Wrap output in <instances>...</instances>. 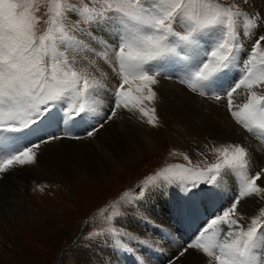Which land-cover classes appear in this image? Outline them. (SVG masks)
<instances>
[{
	"label": "snow or ice",
	"instance_id": "snow-or-ice-1",
	"mask_svg": "<svg viewBox=\"0 0 264 264\" xmlns=\"http://www.w3.org/2000/svg\"><path fill=\"white\" fill-rule=\"evenodd\" d=\"M250 2L237 0L221 7L197 0H105L102 10L84 8L82 18L78 16L74 22L66 19L58 8L56 18L47 21L48 30L37 36L35 29L40 21L31 14L25 0H0V153H9L0 159V174L37 164L44 145L80 139L70 130L78 123L91 122L84 135L92 137L114 121L119 112L139 111L155 126L159 119L154 115L155 108L150 110L153 115H149L142 103L156 98L151 86L157 85L160 77L176 79L188 91L206 99L217 102L226 99L227 110L237 124L248 133L264 134V95L252 91L254 87L264 88L261 31L264 16L254 13L255 20L249 19L244 26L245 35L252 41L250 55L243 51L236 21L248 14L240 8V3ZM253 28L257 31H247ZM213 29L219 30V36L211 43L210 51L201 50L203 36ZM61 47L64 51H60ZM97 49L103 51V56ZM195 51H202L200 62L182 75L176 74L173 66L187 61ZM242 56L248 58L244 60ZM91 57L107 61L104 66L109 68V75L96 79L87 67L81 66L89 65ZM233 71L239 73L234 80L230 79ZM129 77L143 83L146 97L143 93L133 97L125 89ZM113 79L115 84L111 83ZM242 86L250 95L244 103L236 104L234 93ZM101 94L109 101L103 111L98 110L95 99ZM45 121L48 126H63V130L38 137L27 147L15 148L17 137L25 130L43 131ZM215 151L219 153L216 161L205 169L196 171L184 165L162 167L94 211L106 223L124 224L129 219L147 223L141 207L152 192L176 186L185 193V198L202 191L206 200L211 201L221 195L220 188L227 178L235 190L231 202L211 214L204 227L198 228L167 264H181L189 256L201 264H257L254 250L264 248V235H258L264 233V209L261 216L246 223L241 222L245 217L240 209L245 200L264 197V187L257 184L264 176V169L249 175L250 156L243 144H231ZM185 160L191 163L188 155ZM202 203L207 211V203ZM109 231L121 239L151 246L147 239L131 235L126 228ZM107 234L102 232L97 236ZM115 243L118 249L133 251L119 240Z\"/></svg>",
	"mask_w": 264,
	"mask_h": 264
},
{
	"label": "rangeland",
	"instance_id": "rangeland-1",
	"mask_svg": "<svg viewBox=\"0 0 264 264\" xmlns=\"http://www.w3.org/2000/svg\"><path fill=\"white\" fill-rule=\"evenodd\" d=\"M25 2L31 14L39 18L40 22L36 25L35 29L37 36H39L48 30L50 25L47 21L56 18L55 13L58 8L64 12L66 19L74 22L78 16L82 18L84 8L95 9L97 11L102 10V5H104L105 0H25ZM201 2L225 7L236 3L237 0H197V3ZM240 8L245 12L243 3H240ZM73 9H75V12L72 11ZM249 19L255 20V16L242 15L236 18V21L237 29L243 34L251 46L252 41L245 35L246 30L244 27ZM247 31L256 32L257 29H247ZM261 31L262 34H264V30ZM209 32H211V38L208 37L210 34L207 33L202 38V43L207 46H210L215 40L213 33H219V30H211ZM262 45H264V42H262ZM61 49L62 48H60V51ZM208 51H210V49ZM201 53L198 51H196L195 54L194 52L190 53L187 61L177 63L173 66V71L176 74H181L187 71L186 68L195 67L200 62ZM99 54L103 55V51L101 50ZM107 63L108 62L103 65H97V57L90 58L89 64H95L94 71L97 79H101L108 75L106 70L109 68L104 66ZM183 67L186 68L183 69ZM238 76L239 73L233 71L230 79L232 78V80H234L238 78ZM173 80L178 82L176 79ZM111 83L115 84L116 80H111ZM226 86L227 84H222V87ZM99 96H102V101L106 100L103 94L98 95L95 97L98 104L102 102ZM59 107L61 106H58V108ZM99 109L100 108H98V110ZM150 113L153 115L152 112ZM135 115L137 117H135ZM135 120L143 122L144 116H142L139 111L135 114L121 111L114 121L106 125L118 128L121 125H130L132 122V124L137 127ZM81 124L83 123L71 126L70 130L75 135L85 136L84 134L88 129L85 127L83 129ZM132 124L130 126H132ZM147 124L157 143L154 148L151 149L148 146H144L138 157L136 156L132 160L126 157L120 160V166L114 165L113 168L106 167L103 180H98L96 182L90 181L91 183L89 181L84 182L85 177L79 174L76 176L75 180L70 183H64L59 180V178L38 174V171H40L39 162L37 165L16 167L10 171L8 175H4L5 178L18 175L21 177L22 175L28 176L27 178L25 177L26 179L24 182H21L22 184L25 183L23 185H25L31 205L27 210L20 211V213H0V264H55L57 260V264H80V261H84L88 257L90 259H88V261L97 264L98 255L89 251V246L99 240L115 243L119 236L112 235L109 230L115 228L117 231H121L122 227L120 226L121 224H116L111 221L106 223L100 213L94 210L100 208L105 202L111 203L113 198L117 197L118 194L123 193L126 189H133L142 178H147L149 174H155L160 171L162 167L184 165L185 167H193L196 171L205 169L208 164L216 161L219 153H217L215 149H222L226 146L224 142L215 140L203 142L200 146L184 148L183 146L175 145L171 142L168 128L162 121H158L155 126L149 124L148 121ZM83 125H90V122L89 124L84 123ZM106 125L104 128L108 127ZM42 127L43 131L41 132H29L25 130L23 135L16 138L15 148L18 150L20 147H27L30 143H35L38 137L40 138L46 133L48 135H54L63 130V126H48L47 121H45V126ZM245 132L246 135L249 136L248 142H252L251 144L264 143L263 134L258 132L248 133L246 130ZM73 140L75 141L78 139L57 140L52 143H58L60 141H62V143L74 142ZM62 143L61 146L63 145ZM5 154L9 153H0V159H2ZM185 155L191 158V163L185 160ZM41 159L42 158L39 157V161ZM261 169L263 168H260L258 171ZM2 177L3 175L0 174V186H3L1 183ZM237 180H239V177H237ZM226 181L227 178H225L223 182L225 185L221 186L220 192L223 191V193L225 192L227 194V191H225L227 186ZM171 187L174 190L179 188L170 186L168 187L169 189L167 188L168 192L165 191L166 197L163 198L165 206L164 212L168 210V214H173L174 212L176 217H179L181 227L176 229L177 231H181L180 235H184L183 237L186 238L184 242H187L192 238L195 231L198 230L197 226H195L196 220L194 219L197 213L200 212L199 216L202 219L200 220L201 225L199 228H202L204 227L203 223L207 221L208 215H211V212L217 207L220 209L222 208L220 204H222L225 198H221V200L216 198L213 200L211 203L213 208L208 204L207 211L209 213L207 214L205 211V204L202 203V201L205 202L206 200L204 192L198 191L193 194L194 199L192 201L189 197L190 195L185 198V193L183 191L181 194L179 193L180 197H178V199H174L173 194L175 192L173 190L171 193ZM230 189L232 193H235L234 187L230 186ZM13 191L17 193L14 188ZM14 192L9 193L8 196H13ZM168 193H170V195ZM148 200L149 199L144 202ZM252 201V199L245 200L240 209L243 214L246 213V205H251ZM2 202L8 210L14 207L10 205L9 199L7 198L1 201V203ZM192 207H196V210L192 209ZM262 209H264V206L260 208V216L262 215ZM114 211L119 212L120 208H114ZM100 212H103V209H100ZM109 215H111V213H109ZM169 220L172 221V219ZM149 221L152 222L150 219ZM241 222L246 223L244 221ZM158 227L164 228L160 224ZM102 232H108V234L97 236L98 233ZM258 235H264V233H258ZM254 253L260 260L258 264H264V248L255 249ZM60 255L62 256L60 257Z\"/></svg>",
	"mask_w": 264,
	"mask_h": 264
},
{
	"label": "bare ground",
	"instance_id": "bare-ground-1",
	"mask_svg": "<svg viewBox=\"0 0 264 264\" xmlns=\"http://www.w3.org/2000/svg\"><path fill=\"white\" fill-rule=\"evenodd\" d=\"M244 9L249 16H255L254 13L257 12L264 16V0H251L248 5H244ZM210 33L211 32H208L207 34ZM238 33L240 42L244 46L243 51L249 52L250 55L249 50L251 46L249 45V42L239 30ZM98 35L103 36V33H98ZM218 35L219 33H213L215 39ZM208 37L211 38V34ZM105 39H107V37H105ZM61 48V51H64L63 47ZM200 49L208 51L210 46L201 43ZM97 51L100 52L101 50L97 49ZM198 52L201 53L202 51ZM241 58L246 60L248 57L242 56ZM106 62L107 61H101L99 57H97V65H103ZM81 66L87 67V71L91 76L96 78L94 67L90 64ZM184 68L186 67H183V69ZM186 69L188 70L191 68ZM106 73L109 75V69L106 70ZM128 83L130 84L125 85V89L130 91V94L133 97L141 93H143L145 97L148 95L142 82L129 77ZM151 87H153V90L157 94L156 98L152 101L144 100L142 106L146 109L145 111L149 113L152 108H155L154 115L159 118L158 121H162L168 128L169 136L173 144L183 146L184 148L200 146L203 142L215 140L224 142L226 146L231 144H243L247 148L250 156V162L248 165L249 175H255L260 168L264 169V143L251 144L252 142H248L249 136L246 135L245 129L237 124L228 112L226 99L220 102L205 99L191 93L185 86L173 79L162 77L159 78V83L157 85ZM252 91H256L258 96L264 95V88L254 87ZM249 95V90L242 86L236 93H234V102L236 104H242L246 101ZM102 100L103 99L101 98V101ZM108 103L109 101L106 100L100 102L98 104L100 108L99 111H103L104 106ZM135 117L137 116L135 115ZM147 121L148 117L144 116L143 122H135L137 127L134 126L132 122V126H130L131 124H127L125 126L121 125L118 128L106 125L108 127L100 130L95 136H93V138L80 136L81 138L75 141L73 140L74 142L62 143L63 140L60 141L63 144L62 146L60 142L44 145L41 149L42 154L39 156L42 159L38 163L40 168L38 174L59 178V180L64 183H70L75 180L76 176L79 174L85 177L84 182L103 180V174L106 167L113 168L114 165L120 166V160L125 159L126 157H129L130 160H132L136 156L138 157L144 146L153 149L155 144H157ZM83 124H81L83 129L84 127L86 129L91 127V122L90 125ZM42 137L43 136L40 138ZM25 177L27 178L28 176L22 175L21 177L18 175L5 178L3 175L1 182L3 186H0V210H2L0 213H20V211L27 210L28 207H30L31 201L25 185H23L25 183L22 184L21 182H24L26 179ZM237 177L239 176L237 175ZM262 180H264V176H261L257 180V184L260 187H264V183H261ZM223 185L225 184L223 183ZM226 185L225 191H227V194L221 191V195L214 196L211 201L205 200L207 205H211L212 201L216 198L219 200L225 198L222 201V204H220L222 208L231 202L232 197L235 195L230 189V186L233 187V182L227 179ZM13 188L17 193L13 191ZM167 188H160L152 192L149 200L142 203L141 212L146 218H148L147 223H137L135 220L129 219L127 223L120 225L122 230L125 228L128 229L131 235L138 236L141 239H147L151 246L138 243L136 240L121 239L120 237L117 238L120 243H123L127 248L133 250L132 252H129L118 249L116 243L109 242V244L106 241L99 240L90 245V249H88L98 255L97 264H167L171 256H173L177 249L185 243L184 239H186L183 237L184 235H180L181 231H177L176 229L181 227L179 217H176L174 212V215L168 214V210L164 212L165 206L163 198L166 197L165 191L168 192ZM170 189L172 193L174 189L172 187ZM12 192H14V195L8 196V194ZM174 192L173 198L178 199L182 192L181 189H175ZM168 194L170 195V193ZM189 197L191 201L194 199L193 195H190ZM5 198L9 199L10 205L14 206L12 209L8 210L7 207L3 205L4 203H1ZM252 200L251 205H246L247 210L244 214V222H250L251 218L260 216V208L264 206V197H254ZM211 207L213 208L212 205ZM222 208L220 209L217 207L214 211H221ZM192 209L196 210V207H192ZM213 212L211 213L215 214V212ZM199 213L194 217L196 220L195 226H197V228L200 227V220L202 219L199 216ZM206 213L208 214L209 212L206 211ZM210 218V215H208L207 219ZM149 219L152 222H150ZM169 219H172V221ZM158 223L164 228L158 227ZM88 259L89 257L84 261H80V264H93L88 261ZM258 262H260L259 258L257 264ZM181 264H201V261L189 256L182 260Z\"/></svg>",
	"mask_w": 264,
	"mask_h": 264
},
{
	"label": "water",
	"instance_id": "water-1",
	"mask_svg": "<svg viewBox=\"0 0 264 264\" xmlns=\"http://www.w3.org/2000/svg\"><path fill=\"white\" fill-rule=\"evenodd\" d=\"M61 256H62V255H60V257H61ZM56 262H58V260H57ZM56 262H55V264H57Z\"/></svg>",
	"mask_w": 264,
	"mask_h": 264
}]
</instances>
